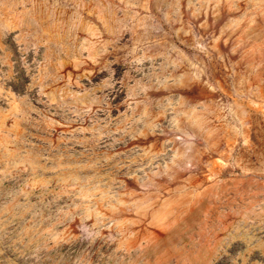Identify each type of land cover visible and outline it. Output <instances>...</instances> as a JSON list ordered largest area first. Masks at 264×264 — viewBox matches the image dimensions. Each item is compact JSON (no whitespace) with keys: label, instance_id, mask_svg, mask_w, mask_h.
<instances>
[{"label":"rangeland","instance_id":"374dc122","mask_svg":"<svg viewBox=\"0 0 264 264\" xmlns=\"http://www.w3.org/2000/svg\"><path fill=\"white\" fill-rule=\"evenodd\" d=\"M0 264H264V0H0Z\"/></svg>","mask_w":264,"mask_h":264}]
</instances>
